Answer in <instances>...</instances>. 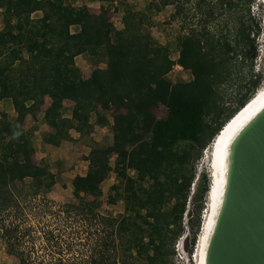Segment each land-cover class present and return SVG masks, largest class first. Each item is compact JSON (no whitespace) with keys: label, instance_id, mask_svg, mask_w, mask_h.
I'll use <instances>...</instances> for the list:
<instances>
[{"label":"trees","instance_id":"1","mask_svg":"<svg viewBox=\"0 0 264 264\" xmlns=\"http://www.w3.org/2000/svg\"><path fill=\"white\" fill-rule=\"evenodd\" d=\"M75 1L0 0V244L11 251L7 264H48L39 251L25 248L40 235L48 250L63 254L60 230L47 229L39 219L33 222L41 212L85 220L93 228L85 264H171L197 161L264 79L254 62L260 34L252 29L256 0H196L192 6L184 0H102L103 6L111 1L120 7L124 27L119 37L113 35L111 18L80 10ZM37 12L42 15L35 17ZM162 13L167 14L165 25L181 28L174 47L153 31ZM145 36L151 37L150 56L136 60L133 51ZM79 57L105 67L104 79L86 77ZM247 60H252L248 71L234 78ZM177 65L186 75L173 79ZM234 79L236 89L226 98L225 86ZM57 100L63 106L54 114ZM146 100L163 107L166 115L143 111ZM3 102L48 125L46 141L67 137L70 157L46 158L40 164L18 161L17 155L29 152L34 135L10 119ZM109 112L116 119L113 133L126 136L132 146L123 145L113 164L91 155L87 171L73 176L77 191L71 193L63 176L75 169L69 161L79 156L76 146L111 153L106 141L82 127V120ZM107 169L115 177L108 194L103 188ZM59 183L65 199L54 210L48 194ZM208 186L200 184L192 197L204 196ZM119 198L125 213L111 225L103 208Z\"/></svg>","mask_w":264,"mask_h":264},{"label":"rangeland","instance_id":"2","mask_svg":"<svg viewBox=\"0 0 264 264\" xmlns=\"http://www.w3.org/2000/svg\"><path fill=\"white\" fill-rule=\"evenodd\" d=\"M70 1V0H67ZM187 5L192 6L196 0H184ZM102 0H80L79 3L75 1L76 6L80 10H88L92 12L98 18L109 17L115 24L114 36L119 37L123 34V17L120 13L119 5H116V2L113 3L109 1L106 6H103ZM252 16L254 17L253 22V31L256 34L260 30L259 36L256 34V42L258 44V55L255 62V71H264V0H256V2L251 7ZM41 12L34 14L35 17H39ZM167 18L166 13L157 15L153 22V31L160 33L161 42L174 47V41L177 33L181 31V28L178 25H165V20ZM221 19L223 16L220 17ZM3 22V9L0 11V26ZM258 22V25H257ZM254 35V34H253ZM150 36H145L142 38L140 45L134 49L133 58L136 60H147L150 56ZM173 56H177V52L173 50ZM241 62V60L239 61ZM252 63V60H247L245 63L239 64V70L236 71L235 77L239 76V73L247 72L249 69V63ZM82 65H84V74L86 77H93L95 79H103L104 68L103 66L93 65L89 60L85 62L81 60ZM106 69V68H105ZM186 75L183 73L182 68H175L171 72L173 79H177L180 75ZM238 81L233 80L231 83H227L225 86L226 91L229 92L228 97L230 98L231 91H235ZM264 88V79L258 88L257 92L260 89ZM256 92V93H257ZM73 97H76V93L72 94ZM4 104V105H3ZM2 105L5 109H10L9 116L10 119L15 123L29 128L33 135V141L30 144V150L26 154H19L16 156V159L20 162H32L40 164L46 158H51L53 160L69 158V141L65 136H58L57 138H51L49 141L45 140L47 134L46 128L43 126L44 123L37 122L34 118L24 112V111H15L11 109L4 102ZM63 106L62 100H57L51 107L54 114H59ZM142 110L151 114H154L158 117L166 115V110L146 100L142 106ZM112 118L96 120L94 116L88 119L82 120V127H87L91 132L94 133L99 139L106 141L110 147L111 153H106L104 150H97L95 148H90L88 146H83L81 144L77 145L75 151L79 153V156L75 161H69V163H74V171L71 174H66L63 176V181L67 183L69 191L71 193H76L77 188L73 183V176L76 172L84 173L87 170L89 159L91 155L98 156L99 158H108L110 163L113 164L118 150L123 146L127 145L132 146V142L126 136H119L113 133L112 131ZM49 129V126H48ZM79 129L73 131L74 135L78 134ZM215 152H214V141L204 150L202 157L197 161V174L195 181L192 185V196L195 190H198L200 184L206 183L209 185L206 193L202 197L193 198L190 197L188 201L187 211L184 215L183 221V232L182 235L177 240L175 245V255L171 264H199V250L202 240V234L204 232L207 216L209 210L212 208L213 200V190L216 183V170H215ZM103 188L108 194L111 185L115 182V177L112 169H107L103 172ZM65 190L62 187V184H57L54 189L48 194V197L51 202L55 203L54 210L59 207L61 201L65 199L64 196ZM203 204V210L201 216L198 217L199 206ZM32 208V206H31ZM39 208L42 209V206L39 205ZM40 211V210H39ZM32 213V212H30ZM125 213V202L123 198H119L116 205L106 206L103 208V218L111 225H116L119 218ZM43 215L42 218H40ZM41 220V224L47 227V229H55L56 232L60 230L62 234V248L63 254H56L57 249L52 248V251L46 248L47 241L42 238V235L36 237L37 239L30 238V242L25 244V248L36 249L39 251V255L45 257V261L48 264H85L88 255H90L91 247L93 245V228L90 230L87 221L85 222L79 220L78 218H60L57 215L46 214L42 212L38 214L37 217H33V222ZM31 221V220H30ZM55 252V253H54ZM12 261V254L10 249L5 244H0V264H7Z\"/></svg>","mask_w":264,"mask_h":264},{"label":"water","instance_id":"3","mask_svg":"<svg viewBox=\"0 0 264 264\" xmlns=\"http://www.w3.org/2000/svg\"><path fill=\"white\" fill-rule=\"evenodd\" d=\"M208 222L203 264H264V97L224 144Z\"/></svg>","mask_w":264,"mask_h":264},{"label":"bare ground","instance_id":"4","mask_svg":"<svg viewBox=\"0 0 264 264\" xmlns=\"http://www.w3.org/2000/svg\"><path fill=\"white\" fill-rule=\"evenodd\" d=\"M264 97V88L260 89L253 97L252 99L247 103L248 105L243 107L230 121L226 123V125L223 127V131H221L215 141H214V152H215V170H216V183L214 186L213 190V200H212V207L214 202L217 199V192H218V187L221 182V160H222V154H223V148L224 144L227 141L228 137L231 135V133L234 131V129L237 127V125L242 121V119L250 112L255 105H258L261 101V99ZM212 208L209 210L204 232L202 234V240H201V245H200V250H199V264H203V256H204V245L206 241V236H207V227L209 225L208 219L211 214ZM210 221V220H209Z\"/></svg>","mask_w":264,"mask_h":264},{"label":"crops","instance_id":"5","mask_svg":"<svg viewBox=\"0 0 264 264\" xmlns=\"http://www.w3.org/2000/svg\"><path fill=\"white\" fill-rule=\"evenodd\" d=\"M81 60L85 62L86 60H89V58H88V57H79L78 60H77L78 65H79L80 67L84 68V65H82V63H80ZM103 70H104V76H103V79H104V77H105V75H106V72H107V69L104 68ZM103 79H98V80H103ZM3 103H4V102H3ZM3 103H2V104H3ZM6 103H7V105H8L9 107H11V109L15 110L14 107H13L9 102H6ZM3 105H4V104H3ZM3 105H2V106H3ZM3 108H4V107H3ZM4 109H5V108H4ZM5 110H7L8 112L10 111V109H5ZM15 111H16V110H15ZM106 118H108V119H109V118H112L111 126H113V125L115 124L116 119H115V115L113 114V112H109L108 114H106V116H104V117H102V118H100V119L103 120V119H106ZM95 119H96V120H100V119H98V118H96V117H95ZM43 126L46 128V131H47V132L50 130V129H48V125L44 124ZM79 130H80V129H79ZM78 134H79L78 136H80V131L78 132ZM75 136L78 137L77 135H75ZM97 138H98V137H97ZM98 139H99V138H98ZM100 140H101V139H100ZM79 144H81V143H79ZM79 144H78V145H79ZM81 145H82V144H81ZM83 146H85V145H83ZM85 147H86V146H85ZM90 148H92V147H90ZM95 149H97V150H101V149H98V148H95ZM94 156H95V155H94ZM96 157H98V156H96ZM98 158H99V157H98ZM88 164H89V163H88ZM87 168H88V167H87ZM86 171H87V170H86ZM86 171H85V172H86ZM104 171H105V170H104ZM104 171H103V172H104Z\"/></svg>","mask_w":264,"mask_h":264},{"label":"built area","instance_id":"6","mask_svg":"<svg viewBox=\"0 0 264 264\" xmlns=\"http://www.w3.org/2000/svg\"><path fill=\"white\" fill-rule=\"evenodd\" d=\"M76 2L79 3L80 0H76ZM176 67H177V68H182L180 65H177Z\"/></svg>","mask_w":264,"mask_h":264},{"label":"clouds","instance_id":"7","mask_svg":"<svg viewBox=\"0 0 264 264\" xmlns=\"http://www.w3.org/2000/svg\"><path fill=\"white\" fill-rule=\"evenodd\" d=\"M223 131V130H222Z\"/></svg>","mask_w":264,"mask_h":264}]
</instances>
